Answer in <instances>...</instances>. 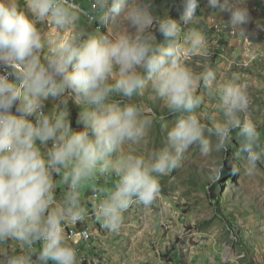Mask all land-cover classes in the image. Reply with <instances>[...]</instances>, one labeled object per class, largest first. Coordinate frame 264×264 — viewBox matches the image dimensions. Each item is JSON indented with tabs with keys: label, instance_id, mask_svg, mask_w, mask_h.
<instances>
[{
	"label": "clouds",
	"instance_id": "clouds-1",
	"mask_svg": "<svg viewBox=\"0 0 264 264\" xmlns=\"http://www.w3.org/2000/svg\"><path fill=\"white\" fill-rule=\"evenodd\" d=\"M198 2L181 0L185 23ZM207 7L226 14L227 27L253 23L237 0H207ZM206 47L202 32L182 31L154 0H0V245L21 249L3 264H77L65 228L88 218L86 187L99 193L92 213L116 232L133 204L157 201L159 178L194 147L210 158L227 151L235 133L251 165L264 160L249 86L236 74L218 82L213 68L191 66ZM201 89L217 101L220 118L211 123L196 111L205 103ZM157 125L166 130L162 147L125 151L149 145ZM113 177V188L96 184Z\"/></svg>",
	"mask_w": 264,
	"mask_h": 264
},
{
	"label": "rangeland",
	"instance_id": "rangeland-1",
	"mask_svg": "<svg viewBox=\"0 0 264 264\" xmlns=\"http://www.w3.org/2000/svg\"><path fill=\"white\" fill-rule=\"evenodd\" d=\"M252 12L253 23L243 30L227 27V15L207 7V0L198 3L192 21L185 23L182 13L176 19L182 31L196 29L207 41L203 54L194 56L191 66L197 72L211 67L218 82L238 75L246 83L252 98L249 117L262 127L264 144V0H237ZM157 13L170 14V5ZM119 19L111 23L119 27ZM89 26L99 30V25ZM101 31L106 28L101 27ZM165 43L164 39L159 40ZM205 103L197 114L219 119L216 99L201 89ZM153 109L163 111L158 99L148 100ZM72 125L78 109H72ZM173 118L169 116V127ZM82 129V125L80 127ZM166 130L159 125L153 130L150 144L125 151L145 154L163 146ZM223 164L219 173L211 169ZM161 192L148 207L133 204L124 214L119 231L104 229L92 213V203L99 195L91 187L82 192V202L89 209L83 223L69 224L66 238L77 251V264H264V160L251 165L247 154L240 151L235 133L227 151L202 157L197 148L185 154L182 166L159 178ZM116 178L96 182L98 187L113 188ZM62 189H58L57 196ZM85 227V228H84ZM89 235L80 242L72 234ZM74 230V233L71 231ZM15 242L0 245V264L5 254H18Z\"/></svg>",
	"mask_w": 264,
	"mask_h": 264
},
{
	"label": "trees",
	"instance_id": "trees-1",
	"mask_svg": "<svg viewBox=\"0 0 264 264\" xmlns=\"http://www.w3.org/2000/svg\"><path fill=\"white\" fill-rule=\"evenodd\" d=\"M158 7L160 9H162V6H166V5H170V14L174 19H179L180 17V14L182 13L183 11V6L181 4V0H154ZM201 1V0H199ZM199 3V2H198ZM157 36H158V40H163L164 38L162 36H160L158 33H157ZM80 127L81 125H77L76 123V120H75V128L77 130H80Z\"/></svg>",
	"mask_w": 264,
	"mask_h": 264
},
{
	"label": "built area",
	"instance_id": "built-area-1",
	"mask_svg": "<svg viewBox=\"0 0 264 264\" xmlns=\"http://www.w3.org/2000/svg\"><path fill=\"white\" fill-rule=\"evenodd\" d=\"M80 2H81L82 4H86V3L88 2V0H80ZM72 235H73V237H74L76 240H78L79 242H80V239H82L83 236H84V235H78V234H72ZM77 259H79V258H77Z\"/></svg>",
	"mask_w": 264,
	"mask_h": 264
},
{
	"label": "bare ground",
	"instance_id": "bare-ground-1",
	"mask_svg": "<svg viewBox=\"0 0 264 264\" xmlns=\"http://www.w3.org/2000/svg\"><path fill=\"white\" fill-rule=\"evenodd\" d=\"M81 231V235H85L86 237L89 235V230L88 229H84V230H80ZM74 233V231H72Z\"/></svg>",
	"mask_w": 264,
	"mask_h": 264
},
{
	"label": "crops",
	"instance_id": "crops-1",
	"mask_svg": "<svg viewBox=\"0 0 264 264\" xmlns=\"http://www.w3.org/2000/svg\"><path fill=\"white\" fill-rule=\"evenodd\" d=\"M85 228V227H84ZM71 231H74V230H71Z\"/></svg>",
	"mask_w": 264,
	"mask_h": 264
}]
</instances>
